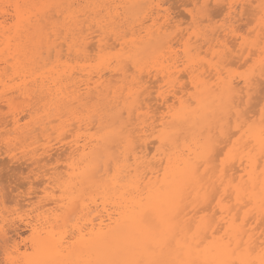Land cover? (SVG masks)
Wrapping results in <instances>:
<instances>
[{"label": "rangeland", "instance_id": "obj_1", "mask_svg": "<svg viewBox=\"0 0 264 264\" xmlns=\"http://www.w3.org/2000/svg\"><path fill=\"white\" fill-rule=\"evenodd\" d=\"M42 1H44V3H42ZM87 1L88 0H37V1H35V0H0V18H1V21H3L4 19L8 20V24H4V26H7L8 28L11 27V25L13 24V20L10 19L11 18L10 14L12 13L13 9H18V6L21 7V9H28V10H30V12H33L31 9H60L64 6V9H70V8L71 9H80V10L83 9L80 13H78L79 15H77L79 17L82 13V15L78 18V20H79V22L80 21L83 22V25L81 24V26H82L81 28L85 29L83 31L84 36L85 35L87 36V34L88 35L91 34V35L87 36L88 39L91 37L88 40L89 46H88V52H87L88 57L87 58H89V59L78 58V57H76V55L74 53L67 56V52H65L66 47H63L62 48V53H63L62 57H60L59 59H56L54 56V55H56V53L52 52V54L50 55V60L46 61V63L44 65H42V68H41V66L32 67V66L28 65L25 69L22 70L21 68L16 69L12 66L5 65L4 62H2V63L0 62V66H1L0 69H2V70H0V75H1L0 76V261L5 262V264L9 259L14 261L15 264H27V262L30 260V258H32L34 256L32 241L36 235H35V232L33 230L32 225H37V228L39 230L43 227L47 228L49 226L47 224V222L49 220L51 223L55 224L54 230H55V233L58 234L57 237L62 234V236L64 237V240L66 242H68V244L70 243L69 245H71L72 243H74L76 241V238L73 237V236H75L74 226L78 223V219L82 215V213H80V211H81V200L87 199L88 200L87 203H89L90 202L89 197L97 196L92 191H89L87 189V186L81 185V183L79 182V180H80L79 177L81 176L80 174L82 172V168L84 167L83 158H82L83 157L82 156V154H83L82 145L85 143L86 140H89V139H91L94 142V144L97 143L96 140H98V139L100 140L98 143V149L100 152H99V154H96V159L100 160V164H101L100 168L105 169L104 168V162H106V160H107L106 155H108V154L110 155L111 159L108 162V164H110V165L107 166V168L110 171L109 172L110 178H113L117 174V172H116L117 168L121 167L124 163H127L126 161H128V158L130 159V161H128L127 164L128 165L133 164V158L131 157L132 155H131V153H129V152H131L130 151L131 148H130L129 144L125 141L124 137L128 135L130 126L131 127L134 126L135 129L137 130L136 127L138 124V129L140 128L139 122H140L141 118L146 119V117H144L143 114H148V116L150 115L149 117L147 116L148 118H150V120H148V118L146 119V120H148L147 123H150V122L152 123L154 119H155L154 121L158 120L157 123L156 122L154 123L155 126H156V124H157V126L160 124L162 118H164V115L167 116L168 110L163 107L162 101L158 100L159 92L168 88V86H166L165 82L162 80L160 71H162V70L168 71V69L173 65L172 59L173 58L175 59V57H176V56L174 57L173 53L174 54H175V52L178 53V54L177 53L175 54V55H177L176 59L178 60L181 57V60H178V63L183 64L182 66L180 64H177V65H179V68H180V69L178 68V70H181L180 75L182 77L180 79L181 81L179 83H177L178 85L175 86V89L179 90L181 87H183L185 89V87H186L185 90H186L187 94L185 95L186 97L185 96L183 97V99L188 101L187 103L189 105H191V103L193 101V103H194V104L192 103L193 108L196 106V103H195L196 100L195 99L197 98L198 94L195 93V90L192 87L190 79L186 76V71H185L186 65H189V66L194 65L195 67L197 65L196 68H199L201 66V68H199V69H200V72L203 74V78L206 81H208V83L211 86H214V87H215V83H217L218 80H217V77H214V75L211 76L213 73H215V71L211 70L210 65H214L216 67L218 66L217 67L218 69L221 68L219 70L222 73V78L224 77L225 80H229V79L233 78L234 84L239 85L236 87H239L237 89L242 92L241 96H243V95L246 96L244 79H251V81L254 82V83L252 82L253 85L251 87L252 90L250 92V97L248 98L247 96L246 97L243 96V99L241 100V106L239 107L240 115H242V117H243L242 119L243 120L246 119L244 122L246 125L241 123L242 129L235 128L236 125L240 121L237 120L238 117L236 116L235 112H233L232 113V116L234 114V117H232L233 119L231 117H229L227 119L229 124H225V120H223V117L220 116V118H219V116H218L217 118L212 119L210 127L207 129L205 128V130H204L205 131L204 136H209V137L213 136L212 139L215 141L217 140L215 145H217L216 148L219 150V152L217 153V154H219L218 157H217V154H215L216 151H213V154H214V156L212 155L213 160L211 158L212 163L214 162V160H216V159H214L215 157L218 159L216 161L218 166L214 168L213 166L217 165V164L215 162H214L215 164L210 163L211 165H209L210 167L208 166L209 168L207 169L209 171L208 174L206 173L207 170L205 171V173L208 175L206 179H208L211 175H213V173H215L214 176L215 175H217V176H215L213 178V181H216V180H218L217 177L221 175V171H225L228 168H230V169H228L229 171L226 172L227 175L228 174L230 175L232 173V172H230L232 169H237L238 164H236V161H235V164L233 162L229 163L230 160L234 161V158H236L235 157L236 154H235L234 142L236 140H239V138H242L241 136H242L243 132H245L247 129L253 128V127L259 125L260 123H262V121L264 122V118H263L264 117V97H263V95H264V88H263L264 87V84H263L264 83V73L262 72V70H264V69H262V68H264V60H262V57L260 55L261 54L260 51H262V48L264 47V39H263V37H264V18H261V17H264V9L257 8L259 6L264 8V0H257V1L256 0L255 1L254 0L253 1L248 0L249 2L251 1L250 4L248 3L249 5H247V2H246L247 0H226L227 3L223 1L225 3L224 4L222 2L223 5L220 4L221 2L218 3L222 7L221 6L217 7L218 5L215 6V4H217V3L214 2V0H209L210 3L207 2V4H208L207 6H206V4L203 3V0H197L196 2H193V3H192V0H191V2H190V0H146V1L137 0V1H139L138 4H137L136 0H133L134 4L132 6L130 4H129L130 5L129 6L126 2H124V0H118V1H116V0H103V1L97 0L98 2L96 0H89L88 2ZM119 1H122V2H119ZM125 1H127V0H125ZM140 1H141V3H140ZM109 2H111V3L108 4ZM159 2H161V3H159ZM252 3H254L253 4L254 6L252 5ZM24 4L26 5V7ZM69 4H70V6H69ZM103 4H104V7H103ZM134 6H136V7L132 8ZM223 6H225V7H223ZM230 6L234 7V9H233L234 14H233V10H232V14H231V10L228 9ZM119 7H120V9H119ZM252 7H255L259 11L261 10L260 11L261 13L259 11H255L256 12L255 18H254V10L255 9L251 10ZM110 8H111V10H109ZM115 8L119 10L117 13H116ZM242 8L248 9L249 11L251 10L250 12L248 10H245L246 11V13H245L246 18H244L243 13L245 11ZM89 9H90V11H88ZM147 9H149V11ZM223 9L224 10L226 9V10L224 11ZM105 10L108 11L107 14H106L107 11H105ZM114 10L116 13L115 15L113 14L114 12L112 13V11H114ZM159 10H160L161 14L163 13L162 15H165V13H166L170 17L169 18L170 22H167V26L165 25V27H170L169 30L167 31L168 28H165L162 30V32L160 34H159V31H157V28L160 26V24L162 22L164 23V19L158 18L160 20L158 22L159 24L156 26H153V21H152L153 17L150 18V15H149L150 12L156 14L157 11H159ZM86 11H87V13H86ZM109 11L113 15L112 17L115 16L117 18L120 15H123V16H120L121 19H119V17H118L117 22H116L115 21L116 18H112L111 15L109 14L110 13ZM141 11L142 12L145 11V12L142 13ZM167 11H168V13H167ZM209 11H210V13H208ZM83 12H85L86 14L83 15ZM138 12H140L141 14ZM148 12H149V14H148ZM248 12L249 13L253 12V13L251 15V14H248ZM103 13H105V14H103ZM28 14L31 15V13H28ZM134 14H135V16H134ZM155 14H153V16L156 17L157 15H155ZM230 14H231V16H229ZM257 14H259V15H257ZM146 15H148V16H146ZM207 15L208 16L210 15V16L208 17ZM256 15H257V17H256ZM3 16H5V17H3ZM27 16L29 17V15H27ZM32 16H33V14H32ZM86 16L88 19L85 18ZM195 16H197V17H195ZM239 16H240V18H239ZM249 16H252V17L249 18ZM204 17H206V18H204ZM55 18L56 19H54V18L53 19L55 20L54 22H56L57 27H58V24L60 25L61 23H63V21H62L63 16L60 17L61 21L59 20L58 15H56ZM247 18H248V20H247ZM83 19H84V21H83ZM253 19L255 21H253ZM100 20L102 22H103V20L104 21L108 20V21H111L113 24L108 23V21H106L105 22L107 24V25L105 24L107 26L106 27V26H104V24L101 23ZM120 20H122L123 23ZM143 20H145V21H143ZM73 21H71V22H73ZM97 21L100 22L101 25L104 27V30H100V33H99V31H96L97 29L99 30V27L98 28L96 27V29H94L95 31H93L94 26H97V24H98ZM118 21H119V24H118ZM251 21H252V23H251ZM142 22H144V27H148V28L152 27L151 28L152 31L155 32L154 33L155 35L153 34L154 35L153 41L145 42L144 44L140 42V37L138 35L140 33L141 34L144 33V32H141V28L143 26H141L140 24ZM145 22H146V24H145ZM65 23H68V24H65ZM84 23H85V25H84ZM127 23L129 25V28H128ZM163 23L161 24V26L163 25ZM200 23H202V24H200ZM247 23H249L250 25H248ZM64 24L68 25V26H64ZM64 24H62L63 25L62 28L59 27V29H62V30H59V32L60 31L64 32L65 27L67 28V27L71 26L72 23H69V21H66V22H64ZM123 24H125V25H123ZM108 25H109V27H108ZM110 25H112V26L116 25V27H114V26L110 27ZM226 25H228V26H226ZM229 25H233L231 27L236 29L234 34H232V33L228 34V35L226 34L228 32H225V28H227V27L230 28ZM125 26L127 29L123 28ZM135 26H137V27L135 28ZM202 26H203V28H202ZM87 28L91 29V30H88ZM255 28H256V30H255ZM47 29H49V27L46 28V31L52 32L50 29L49 30H47ZM109 29H111V30H109ZM189 29H190V31H189ZM253 29L255 32L252 36H254V37L251 36V34L253 33V31H251V30H253ZM260 29H261V31H260ZM165 30L167 32H165ZM1 31H3V30L0 28V32ZM124 31L125 32L127 31L128 34L124 33ZM182 31H183V33H182ZM215 31H218L216 35L214 34L215 38L219 37V40L222 39L221 44H218L219 47L213 46L216 44L213 41L215 38L212 39V36L210 37V35L212 33H215ZM226 31H228V30H226ZM120 32H122L123 34ZM205 32H207L208 34ZM260 32H262V33H260ZM101 33H104V34H101ZM133 33H137V34H133ZM61 34L63 35L62 40H61V38H59V41L57 40V44H59V42L60 43L63 42V40H64L63 38L65 37V32L61 33ZM181 34L186 35L185 39L182 42H178L179 41L178 37H180ZM247 34H248V36H247ZM111 35H112V37L110 38ZM136 35H138V37H136ZM144 35H145V33L141 36H144ZM249 35L252 38H250ZM125 36H128V37H126L127 40L125 39ZM175 36L177 37L176 40L174 39ZM206 36L207 37L209 36L210 39H212V41L215 44H213L212 41H211L212 44H210V41L207 40L209 37L207 38ZM257 36L260 37V40H259V37H257ZM121 37L124 38V40L126 41V46H123L120 44L121 42H123V39H121L120 41H117V42L115 41L116 38L120 39ZM163 37H165V38H163ZM103 38L106 39V40H104V43H106L108 46H106L107 48L105 49V51L100 52L97 48V45H98L99 40H101ZM172 38L175 41H173ZM198 38H200V39H198ZM223 38L225 40H223ZM52 39L55 40V38H52ZM170 39L172 40V41H170V45L173 43V45H172L173 53H171V54L168 53V51H169L167 49L168 45H163L166 49L163 47H161V48H163L162 50L158 49L159 46H162L163 43H166ZM188 39L191 40L190 43H187ZM261 39H263L262 40L263 42H261ZM184 41H187V42H184ZM259 41L261 42V44L259 43ZM174 42L175 43L177 42V43L175 44ZM257 42H258V44H256ZM92 43L94 45H92ZM186 43H187V46H185ZM254 45L255 46L258 45V47H257L258 49H256ZM173 46H175V47H173ZM221 46H223V47H221ZM155 47H158V48H155ZM186 47L189 49H192L190 55H191V59H193L194 62H192L190 64L184 55ZM244 47H246V48H244ZM76 48L79 49V46ZM92 48H93V50H90ZM210 48H212V50H209ZM226 48H227V51H226ZM94 49H95V51H94ZM230 49L233 51L232 56L230 55L231 54ZM239 49H240V51H239ZM154 50H155V52H156V50H158L161 52V55H163V54H165V55L159 57V55L155 54ZM252 50H258V51L256 53L255 51L253 52ZM162 51H165L166 53L162 52ZM198 51L201 52V55L197 54ZM207 51L210 53H208ZM250 51H252L254 54L252 52H251V54H249ZM242 52H243V54H242ZM65 53H66V55H64ZM225 53L227 55L229 54L228 57L225 56L226 55ZM255 53H256V55H255ZM93 54H95V55H93ZM171 55H173V57L171 59L168 58V56L171 57ZM178 55H181V56H178ZM182 55H183V57H182ZM46 56H47V54H44V57H46ZM233 56H234V58L237 57V59H234ZM248 56H250V57L248 58ZM91 57H93V58H91ZM158 57H159V59H158ZM214 57H215V59H214ZM182 58H184V59L182 60ZM223 58L225 59V62L227 61V64L224 62ZM67 59H68V61H67ZM168 59L170 61H168V62L165 61ZM230 59H233V60H230ZM219 60L223 64H221L219 62ZM222 60H223V62H222ZM245 60L247 61V65H245L246 64ZM248 60H252V61H248ZM113 61H115V62H113ZM133 62L138 63L139 68H136ZM158 62H160V63H158ZM169 62H171V63H169ZM250 62H253V63L249 64ZM128 64H130V65H128ZM204 64H205V66H207L208 70L204 68L205 67ZM126 65L128 67H130L131 69L130 68L127 69ZM149 65H150V67H149ZM153 65H155V66H153ZM166 65H168L169 67L168 66L166 67ZM6 66H7V68H6ZM8 67H9V69H8ZM172 68H171V70H173ZM81 69L85 70L84 73L86 75H88V73H89V75H92L94 78V81L98 80V78H96V77H97V75H99L101 73H103L102 74L103 78H105V80L102 78L100 81V83L103 82L102 86L100 87V89L103 91V94L100 91L99 92L100 94L95 93L91 96L92 98L90 97L93 100L88 98L82 102V105H79L77 102H74L75 104L74 103L70 104V106L68 108V109H73V112L77 111L76 114L77 115L79 114L81 118H84L83 119L84 122L82 123V125H84L82 127L84 130L80 129V125H79L78 121L73 119L74 116L68 113V109H67V111L64 112L63 108L65 106L61 105V104H63V102H59V104H58L57 100L55 99V97L57 96V93H56V96H50V94H48V93H45V92L42 93L39 86L37 87V85H40L42 77H46L45 83L46 82L50 83L49 84L50 86H54V84L52 83L53 80H56V82H58L60 80V81H62L61 87L63 88V90L60 87V83L58 84V87L61 88V91L63 92L62 93L63 97L61 98V95L58 94L59 97H57V99H60V98H61L60 100L66 99V97H68L69 94L75 88V86L73 87V85L75 83H77V86L79 85V81L81 80V76H80ZM143 69L145 70V72ZM60 70L62 72H60ZM70 70L72 73L71 74L72 79L70 78L71 75L69 77H67L69 75ZM129 70L132 72V74H131V72H129ZM154 70H155V72H154ZM221 70H223V71H221ZM204 72H205V74H204ZM67 73H68V75H67ZM141 73L144 75H142ZM210 73H212V74L210 75ZM261 73L263 74V77H260L262 75ZM158 74H159V76H158ZM81 75H83V74H81ZM110 75H115V77L114 76L112 77ZM140 75H141V77H140ZM156 76H158V78H155ZM233 76H235V77H233ZM15 77H16V79H15ZM65 77L69 78L70 80L65 78ZM128 77H129V79H128ZM82 78H83V76H82ZM159 78H160V81L158 80ZM256 78H257V80H256ZM146 79H147V81L150 80L151 82L148 81V82L144 83ZM35 80H37V81H35ZM140 80H141V83L145 84V85L141 89V91L138 95L133 94L132 91H135V89H136L133 87H134L135 83L140 82ZM157 81H159V82L157 83ZM35 83H36V86H35ZM148 83L149 84L151 83L150 84L151 89H149V90H148V88H149ZM181 84H183V85L181 86ZM119 85H121V86H119ZM145 87H146L147 92L144 93L143 91L145 90L144 89ZM253 87H254V89H253ZM125 88H126V90H125ZM66 89H68V90H66ZM258 90L262 91V92H259ZM69 91H71V92H69ZM109 91L111 93H109ZM130 91L132 92V94H130ZM150 91L152 94L149 93ZM256 91H257L256 94H258V92H259L258 96L260 98L258 97V99H257V95L255 94ZM146 93H147L148 97L145 95ZM65 94H67V95H65ZM143 94L145 95L144 99L142 97ZM138 97L141 99V101L146 100L148 104L144 101L141 102ZM169 97L171 98V95H169ZM146 98H148V100ZM54 99H55L56 103L52 107L53 110L50 111V113L52 115L49 119H47L46 110H45L46 104L49 103L51 100L54 101ZM136 99H138V100H136ZM189 99H191V100H189ZM252 100H254V101L252 102ZM258 100H260V101L262 100V102H260ZM119 101H120V103H119ZM137 102H139V103H137ZM242 102H243V105H242ZM258 102H260V103H258ZM149 103H150V105H149ZM170 104H172V102ZM252 104L254 105V107L252 106ZM66 105H69V104H66ZM132 105H135L134 107H136L137 105H138L137 107H140V106L143 107L144 106L145 109L144 110L142 109V111L139 113L136 111V109L135 110L133 109ZM250 105L252 106V108L249 107ZM1 106H3V107H1ZM148 106L149 107L151 106V108H149ZM172 107H173L174 112L179 111L181 108L180 104L178 102H176V104L174 103V105ZM248 107L250 109H248ZM255 107H258V108L256 109ZM1 108H4V110ZM58 108H60L59 110L61 111L62 114L58 113L59 112L57 110ZM130 109H133L134 113L133 112L130 113V111H132ZM246 109L249 111H247ZM252 111L257 114L256 117H254L255 113L253 114ZM246 112H248L250 114H248ZM131 115L134 117H132ZM244 115L249 116L250 118L245 117ZM114 116H115V118H114ZM138 117H140V118L138 119ZM151 117H152V119H151ZM13 119L19 120V125H20L19 130L15 129V127L13 125ZM55 119H56V122H55ZM92 119L96 120V122L93 120V123H92ZM129 119H132V120H129ZM254 119H256L259 122H257ZM49 120L50 121L52 120L51 124H48ZM85 120H87V121H85ZM134 120H135V122H134ZM4 123H5V125H4ZM128 123H130V124L128 125ZM132 123L134 125H131ZM1 124H3V125H1ZM230 124H231V126H230ZM87 125H89V126H87ZM217 125H218V127H217ZM243 125H245V126H243ZM124 127H126V128H124ZM211 128H213V129L211 130ZM35 129H38V130H35ZM122 129H123V131H122ZM127 129H128V131H127ZM130 129H131V131H134L133 128H130ZM157 129L160 130L161 127H158ZM233 130L235 131L236 135L230 134V133H232ZM51 133L52 134L54 133V134L52 135ZM225 133H228V135L226 137H225V135L223 136V134H225ZM135 136H137L136 133H135ZM183 136H186V134H183ZM231 136H233V137L231 138L230 143H229L227 138L230 139ZM64 137H65V139H64ZM223 138H224V140L226 138V140L225 141L222 140ZM103 139H104V141H103ZM219 139H220L219 142H222V144L218 142ZM154 140L157 144L154 143ZM76 141H79V143L77 144ZM152 141H153V144H155V145L152 144ZM227 141L229 144L227 143ZM147 142H148V144L146 143L147 146H150V147H148V151L150 150L148 152V154L150 156L149 155L148 156L151 159L155 154L156 155L158 154L159 143L157 141L156 136L150 137L149 140H147ZM139 144H142V142H138V140H136L135 145L137 146ZM150 144H152V145H150ZM227 144H228V146H227ZM224 146H225V149H223L224 150V152H223L220 149H221V147H224ZM111 147H113V148H111ZM217 149H214V150H217ZM116 150H117V152H116ZM137 150L140 151L141 149L137 147ZM89 152H90L89 150H86L84 152V154L90 155ZM150 152H152V153L150 154ZM128 156H130V157H128ZM258 158H260V156ZM259 162H261L262 164H260ZM233 164L235 165L236 168H234V166H231ZM224 167H226V168L228 167V168L226 169ZM258 167L260 168L258 170L259 172L264 170V158L263 157H261V159L258 160ZM210 172H212V174ZM131 174L133 175L134 172H132ZM224 174H225V172H224ZM227 175H226V178L224 181L225 185L227 184V180L229 179V177L227 178ZM215 183L217 184V185L215 184L216 187L214 186V190L211 193H209V195H208L209 197L204 204L200 203L199 202L200 200H198L197 202H195L193 204V207L188 208V210L190 212L192 210V213H190L191 217L196 215L195 216L196 218H200V217H204L207 215L206 216L207 218L213 219L218 223V221L222 218L221 210L218 206V201L220 199H222L224 201L223 204L228 206V207L235 205L234 199H232L233 198L232 194H229L230 191L227 193L229 194V196L231 198L228 196L227 193L225 194L226 196L223 195L222 192H220L218 194V191H221V189H219L220 188L219 185L221 183L217 182V181ZM235 184H238V182L236 181ZM213 193L216 194V196L218 194V196L216 197ZM212 195H213L212 198L214 199V200L212 199L213 201L211 200ZM220 196H222V197H220ZM224 196H225V198L227 197L226 199L228 200V202H226V200H224L225 199ZM228 197H229V199H228ZM230 199H232L233 201H231ZM229 200H230L231 204L229 203ZM210 201H212V203ZM189 202H192V198H190ZM209 204H211V205H209ZM246 204H248V205L244 208L245 210L242 209L240 211L239 207L235 208L236 210L239 209V211L241 212V216L239 215L240 212L238 214L239 216L236 215L239 218V220L237 218V220H238L237 222L239 224L240 223L246 224L245 222H248V220H249V222L245 225L246 229H254V226L255 227L257 226V228L259 227V229H255L253 231V233L258 231V233H256V235L262 234L261 235L262 237L255 238V239H258L259 240L258 242L263 243L264 242V230H261V229L263 228L264 224L261 225V223L264 221V215H263V217H261L262 215H258L259 213L255 210L254 207H252L253 205L250 204L248 201L244 204V206ZM77 205H79V207ZM203 205L205 206V208L203 207ZM214 205H216V206H214ZM209 206H210V208H209ZM75 207H77V209ZM215 207H216V209H218V211L220 213L215 209ZM193 208H194V210H193ZM206 208H209V210H207ZM199 209H200L201 213L199 212ZM203 209H206L207 211L206 210L203 211ZM233 209H234V207H233ZM72 210L73 211L76 210V212L75 213L73 212L74 216H72V218H70L69 215H73ZM214 210L217 211V214H216V211L213 212ZM193 211H195V212H193ZM250 211L252 213H255V214H253L255 217H252V219H251L252 214ZM236 212H238V211H234L233 213H236ZM214 213L216 215H214ZM249 213H250V217H247V216H249ZM192 214H195V215H192ZM262 218H263V221L260 222L259 220H261ZM56 219L58 220L57 223H55ZM243 219H245V220H243ZM258 223H260L259 225L262 227H260L258 225ZM221 224L222 223H220V225L218 226L220 229V233L217 234L218 236H222L224 234V229H222ZM261 231H262V233H260ZM256 235H255V237H257ZM69 264H71V263H69Z\"/></svg>", "mask_w": 264, "mask_h": 264}, {"label": "bare ground", "instance_id": "obj_2", "mask_svg": "<svg viewBox=\"0 0 264 264\" xmlns=\"http://www.w3.org/2000/svg\"><path fill=\"white\" fill-rule=\"evenodd\" d=\"M35 1H37V0H35ZM116 1H118V0H116ZM141 1H146V0H141ZM141 1H140V3H141ZM196 1L197 0H192V3L196 2ZM223 1L226 2V0H214V2L217 3V4H215V6L218 5L217 7H220L224 3ZM119 2H122V1H119ZM124 2H126L128 5L130 4L131 6L134 4L133 0H127V1L124 0ZM138 2L139 1H137V4H138ZM190 2H191V0H190ZM207 2L210 3L209 0H203V3L206 4V6L208 5ZM246 2H247V5H249L251 3V1L249 2L248 0ZM42 3H44V1H42ZM110 3L111 2H109L108 4H110ZM159 3H161V2H159ZM218 3H220L221 5H219ZM70 4H69V6H70ZM253 4L254 3H252V5ZM25 7H26V5H25ZM103 7H104V4H103ZM135 7L136 6H134L132 8H135ZM223 7H225V6H223ZM62 8H60V9H31L33 12H30V10H28V9H21V7H18V9H13L12 13L10 14V16H11L10 19L13 20V24L9 28L7 26H4V24H8V20L4 19L3 21H1V18H0V28L3 30L0 32V62L1 63L4 62L5 65L12 66L16 69L21 68L22 70L25 69L28 65L32 66V67L41 66V68H42V65H44L46 63V61L50 60V55L52 54V52L56 53V55H54L56 59H59L60 57H62V54H63L62 48L63 47H66L65 52H67V56L74 53L76 55V57H78V58H82V59L87 58L88 57L87 52H88V46H89L88 40L91 38L90 37L88 39L87 36H89L91 34H89V35L87 34V36L86 35L84 36L83 31L85 29L81 28L82 27L81 24L83 25V22H81V21L79 22V20H78V18L82 15V13L79 17L77 16V15H79L78 13H80L83 9L82 10L71 9L70 7H69L70 9H64V6ZM257 8L264 9L261 6H259ZM119 9H120V7H119ZM228 9L231 10V14H232V10L234 9V7L230 6ZM242 9L244 11L248 10V9H244V8H242ZM252 9H255L254 10V18H255V14H256L255 11H259V10H257L255 7H252L251 10ZM109 10H111V8ZM115 10H116V13L119 11L116 8H115ZM115 10L112 11V13L114 12L113 13L114 15L116 14ZM147 10L149 11V9H147ZM88 11H90V9ZM105 11H107V10H105ZM144 12H142V13H144ZM249 12H248V14L252 15L253 12L252 13H249ZM28 13H31V15ZM86 13H87V11H86ZM86 13L83 12V15H85ZM107 13H108V11L106 12V14ZM138 13H140V12H138ZM167 13H168V11H167ZM208 13H210V11ZM245 13H246V11L243 13L244 18H246ZM32 14H33V16H32ZM103 14H105V13H103ZM109 14L111 15V17L113 16L111 14V12ZM148 14H149V12H148ZM153 14H155V13L150 12V14H149L150 18L153 17L152 18L153 26H156L159 24L158 22L160 21L159 20L160 18L164 19V23L162 22L163 25L161 26V24H162L161 23L160 26L157 28V31H159V34L165 28H168L167 29V31H168L170 27H165V25L167 26V22H170V20H169L170 17L166 13H165V15H162L163 13L161 14L160 10L157 11V13L155 14V15H157L156 17L153 16ZM231 14L229 16H231ZM233 14H234V10H233ZM27 15H29V17ZM56 15H58V18L60 21H61V19H60L61 16H63V18H64V19L62 18L63 23H61L60 25L58 24V27H57L56 22H54L55 21L54 19H56L55 18ZM257 15H259V14H257ZM257 15H256V17H257ZM120 16H123V15H120ZM120 16H118L119 19H121ZM134 16H135V14H134ZM146 16H148V15H146ZM3 17H5V16H3ZM195 17H197V16H195ZM251 17L252 16H249V18H251ZM85 18H87V16ZM112 18H116V17L114 16ZM117 18L115 20L116 22H117ZM204 18H206V17H204ZM239 18H240V16H239ZM261 18H264V17H261ZM108 20H105V21L103 20L104 23L101 20L100 21L102 24H104V26H106L107 24L105 22ZM247 20H248V18H247ZM66 21H69V23H72V24H71V26H69L67 28L65 27V30L63 29L65 32V37L63 38L64 40H63V42H61V43L59 42V44H57V40L59 41V38H61V40H62L63 35L61 33H64L63 31L59 32V30H62V29H59V27L62 28L63 27L62 24H64V22H66ZM71 21H73V22H71ZM83 21H84V19H83ZM120 21L122 22V20H120ZM143 21H145V20H143ZM253 21H255V20L253 19ZM101 23L98 22L97 26H94L93 31H95L94 29H96V27L97 28L99 27V30L98 29L96 30V31H99V33H100V30H104V27L101 25ZM108 23H112V22L108 21ZM251 23H252V21H251ZM65 24H68V23H65ZM65 24H64V26H68ZM118 24H119V21H118ZM145 24H146V22H145ZM200 24H202V23H200ZM247 24L250 25L249 23H247ZM84 25H85V23H84ZM123 25H125V24H123ZM127 25H128V23H127ZM140 25L143 26L141 28V32L145 33L144 36H141L144 33L138 34L140 37V42L144 44L145 42L153 41V36L155 35L154 34L155 32L152 31V29H151L152 27L151 28L144 27V22H142ZM111 26L112 25H110V27ZM113 26L116 27V25H113ZM137 26H135V28ZM226 26H228V25H226ZM229 26H230V28L229 27H227L228 29L225 28V32H228L226 34L227 35L231 34V33L234 34L236 29L231 27L233 25H229ZM48 27L52 32L46 31V28H48ZM108 27H109V25H108ZM123 28L127 29L126 26ZM128 28H129V25H128ZM202 28H203V26H202ZM49 29H47V30H49ZM88 30H91V29H88ZM109 30H111V29H109ZM226 30H228V31H226ZM255 30H256V28H255ZM167 31L165 30V32H167ZM189 31H190V29H189ZM251 31H253V33L251 32L252 34L250 33L252 36L255 31H254V29ZM260 31H261V29H260ZM122 32H120V33H122ZM217 32L218 31H215V33H212L213 35L211 34L210 37L212 36V39H214ZM262 32H260V33H262ZM104 33H101V34H104ZM124 33H127V31L126 32L124 31ZM182 33H183V31H182ZM205 33H207V32H205ZM133 34H137V33H133ZM138 35H136V37H138ZM185 36L186 35L181 34L180 37H178L179 38L178 42H182L185 39ZM247 36H248V34H247ZM111 37H112V35L110 36V38ZM122 37L120 39L116 38L115 41L117 42V41H120L121 39H123V42H121L120 44L123 46H126V41ZM126 37H128V36H125V39H126ZM210 37L208 39L207 38L206 39L210 41V44H212L211 43L212 39H210ZM249 37H250V35H249ZM252 37H254V36H252ZM252 37H250V38H252ZM257 37H259V36H257ZM52 38H55V40H53ZM163 38H165V37H163ZM174 39L176 40L177 37L175 36ZM174 39H173V41H175ZM198 39H200V38H198ZM263 39H264V37H263ZM263 39H261V42H263L262 41ZM104 40H106V39L103 38V39L99 40V42H98L97 48L100 52L105 51V49L107 48L106 46H108L106 43H104ZM221 40H219V37L215 38L213 41L216 44L212 41L213 44H215L213 46L216 47V46H218V44H221ZM223 40H225V39L223 38ZM259 40H260V37H259ZM170 41H172V40L170 39L166 43H163L162 46H159V48L158 47H155V48L162 50L163 48H165L163 45H168L167 49L169 51L168 50L167 51H168V53L171 54V53H173V51H172L173 43L171 42L172 44L170 45ZM187 41H184V42L190 43L191 40L188 39ZM261 42L259 41L260 44H261ZM187 43L185 44V46H187ZM256 44H258V42ZM92 45H94V44L92 43ZM78 46H79V49L76 48ZM175 46H173V47H175ZM161 47H163V48H161ZM221 47H223V46H221ZM257 47H258V45L255 46L256 49H258ZM93 48L90 50H93ZM212 48H210L209 50H212ZM244 48H246V47H244ZM94 51H95V49H94ZM191 51H192V49H189L186 47L185 54H184L187 61L189 62V64L194 62L193 59H191V55H190ZM226 51H227V48H226ZM231 51L232 50L230 49V53H231L230 55L232 56L233 51L232 52ZM239 51H240V49H239ZM252 51L253 52L255 51L257 53L258 50H252ZM252 51H250L249 54H251ZM154 52H155V50H154ZM162 52H165V51H162ZM176 53L177 52H175V54ZM208 53H210V52H208ZM256 53H255V55H256ZM44 54H47V56L44 57ZM155 54L159 55V57L165 55V54L161 55V52L158 50H156ZM175 54L173 53L174 57L176 56L175 59L174 58L172 59L173 65L168 69V71H166V70L160 71L162 80L165 82V85L168 86V88L159 92V98L161 100L159 98H158V100L162 101L163 107L168 110L167 116L164 115V118H162V120L160 119L161 120L160 124L158 126L156 124V126H155L154 123L155 122L157 123L158 120L154 121L155 120L154 119L152 123L151 122L147 123L148 120H150V118H148L150 115L148 116V114H143V116L146 117V119L148 118V120H146L144 117H143L144 119L141 118V120L139 122V127H140L139 129H138V124L136 127L137 130L135 129L134 126L133 127L130 126V128H133L134 131H131V129L129 128L128 135L125 136L124 139L129 144V146L131 148L130 149L131 152H129V153H131V155H132V156L131 155L130 156L133 158V164L132 165L127 164L128 161H130V159L128 158V161H126L127 163H124L121 167L116 169L117 174L113 178L109 177L110 171L107 168V166L110 165V164H108L109 160L111 159L110 155L109 154L106 155L107 160H106V162H104V168L105 169L100 168V165H101L100 160L96 159V154H99V152H100L98 149V143L100 140L99 139L96 140L97 141L96 144H94V142L91 139L85 141V143L82 145V151H83V154H82L83 157L82 158H83L84 167L82 168V172L80 174L81 176L79 177V179H80L79 182L81 183V185L87 186V189L89 191H92L97 196L89 197V200H90L89 203H87V201H88L87 199L81 200V211H80V213H82V215L78 219V223L74 226L75 236H73V237L76 238V241L74 243H72L71 245H69L70 243L68 244V242H66L64 240V237L62 236V234L57 237L58 234L55 233V230H54L55 224L51 223L49 220L47 222V224L49 225L47 228L43 227L39 230L37 228V225H32L33 230H34L35 235H36L32 241L34 256L32 258H30V260L27 262V264H33V262H35V261H42V262H45V264H69V263H71V264H85V262H87V261H94L96 259L105 258L106 256L113 254L114 250L117 248L119 249V258L127 259V260H134V261H142V262H145V264H264V246H263L264 242L263 243L258 242L259 240L255 239V238L262 237L261 236L262 234L256 235V233H258L257 230H256L257 232L253 233V231L255 229H259V227L257 228V226L256 227L254 226V229H246L245 225L249 222V220H248V222H245L246 224H243V223L239 224L237 222L239 220V218L236 216L239 214V212L242 209H244L248 205V204H246L244 206V204L247 201L253 205L252 207H254L255 210L259 213L258 215H262L261 217H263V215H264V170L261 172L258 171L260 169L258 167V160H260L261 157L264 158V146H262V141H264V122L262 121V123H260L259 125L255 126L253 128L247 129L245 132H243V134L241 136L242 138H239V140H236L234 142L235 154H236L235 157L236 158H234V161L230 160L229 163L233 162L235 164V161H236V164H238V168L232 169L230 171L232 173L230 175L229 174L227 175L226 172H228L229 171L228 169H230V168L227 167L228 168L227 169L226 167H224L227 170H225L223 168L225 171H221V175L217 177L218 180H216V181L221 183L219 185L220 186L219 189H221V191H218V194L220 192H222L223 195H225L227 192L230 191L229 194H232V196H233L232 199H234L235 205L234 206L230 205L232 207L231 208V207L224 205L223 204L224 201L222 199H220L218 201V206H219V208L221 210V214H222V218L218 221V223L213 219L207 218L206 217L207 215L204 217L196 218L195 217L196 215L192 214L195 216L191 217L190 213H192V210L190 212L188 210V208L193 207V204L195 202H197L198 200H200L199 201L200 203L204 204L209 197L208 196L209 193H211L214 190V186L216 184L215 183L216 181H213V178L215 176H217V175L214 176L215 173H213V175H211L208 179H206V178H207V176H208L207 174L209 172L207 169L210 167L209 165H211L210 163H212V160H213V158H212V155L214 156L213 151H216L215 154H217L219 152V150L216 148L217 145H215L217 140L216 141L213 140L212 139L213 136L212 137L204 136V134H205L204 130H205V128L206 129L209 128L211 125V120L214 118H217L218 116H219V118H220V116H222L223 120H225V124H229L227 119L229 117H231V118L234 117V114L232 116L233 112H235L236 116L238 117L237 120L240 121L236 125L235 128L242 129L241 123L245 124L244 122L246 119L245 120L242 119L243 117H242V115H240L239 107L241 106V100L243 99L244 95L241 96L242 92L237 89L239 87H236L239 85L234 84L233 78H231L229 80H225L224 77H223L224 79L222 78V73L219 70L221 68L218 69L217 68L218 66L216 67L214 65H210L211 70L215 71V73H213V74L210 73V75L211 74H212L211 76L214 75V77H217V80H218V82L215 83V87H214V86H211L208 83V81H206L203 78V74L200 72V69H199V68H201V66L199 68H196L197 65H196V67L194 65L193 66L186 65L185 66L186 76L190 79V82L192 84L193 89L195 90V93L198 94L197 98L195 99L196 100L195 101L196 106L193 108L192 107L193 101H192L191 105H189L187 103L188 101L183 99V97L187 94V92L185 90L186 87H185V89L183 87H181L179 90L175 89V86L178 85L177 83H179L181 81L180 79L182 77L180 75L181 70H178L179 65H177V64H180V63H178V60H181V57H180V59L177 60L176 59L177 55H175ZM197 54L201 55V52L198 51ZM242 54H243V52H242ZM64 55H66V53ZM93 55H95V54H93ZM173 55H171V57L168 56V58L171 59L173 57ZM228 55L226 54L225 56L228 57ZM178 56H181V55H178ZM159 57H158V59H159ZM182 57H183V55H182ZM249 57L250 56H248V58ZM91 58H93V57H91ZM233 58H234V56H233ZM87 59H89V58H87ZM183 59L184 58H182V60ZM214 59H215V57H214ZM225 59H224V62H225ZM234 59H237V57H235ZM230 60H233V59H230ZM67 61H68V59H67ZM165 61L168 62L170 60L168 59ZM248 61H252V60H248ZM113 62H115V61H113ZM219 62H220V60H219ZM222 62H223V60H222ZM133 63H134L136 68H139L138 63H136V62H133ZM158 63H160V62H158ZM169 63H171V62H169ZM225 63L227 64V61ZM245 63H246L245 65H247L246 60H245ZM251 63H253V62H250L249 64H251ZM221 64H223V63H221ZM128 65H130V64H128ZM168 65H166V67ZM180 65L182 66L183 64H180ZM7 66H6V68H7ZM153 66H155V65H153ZM204 66H205V64H204ZM126 67H127V69L130 68L127 65H126ZM149 67H150V65H149ZM171 68L173 70H171ZM204 68L207 69V66H205ZM8 69H9V67H8ZM262 69H264V68H262ZM0 70H2V69H0ZM221 71H223V70H221ZM60 72H62V71L60 70ZM84 72H85V70L81 69V74H83V75L80 74L81 80L79 81V85L77 86V83H75L73 85V87L75 86V88L73 89L72 92L69 91L71 93L70 94L68 93L69 96L66 97V99L60 100L63 97L62 96L63 92L61 91V88H62L61 82L62 81H60V80L58 82H56V80H53L52 83L54 84V86H50L49 85L50 83H47V82L45 83L46 77H42L41 83H40V85H37V87L39 86L42 93H44V92L48 93V94H50V96H56V93H57V96L55 97V99L57 100L58 104H59V102H63V104H61V105L65 106L63 108L64 112H65L69 108L70 104H73L74 102H77L79 105H82V102L84 100L90 98L93 94H95V93L100 94L99 93L100 91L103 94V91L100 89V87L103 84V82L100 83L101 79L103 78V75H102L103 73L97 75V77L95 76L96 78H98V80L94 81V78L92 75H89L88 72H87L88 75H86ZM129 72H131V71L129 70ZM144 72H145V70H144ZM154 72H155V70H154ZM262 72L264 73V70H262ZM71 74L72 73L70 70L69 75L67 73V75H68L67 77H69ZM131 74H132V72H131ZM204 74H205V72H204ZM142 75H144V74H142ZM82 76H83V78H82ZM110 76L115 77V75H110ZM158 76H159V74H158ZM158 76H156L155 78H158ZM67 77H65V78H67ZM140 77H141V75H140ZM233 77H235V76H233ZM260 77H263V74ZM70 78L72 79V75ZM15 79H16V77H15ZM67 79H69V78H67ZM103 79L105 80V78H103ZM128 79H129V77H128ZM158 80L160 81V78ZM256 80H257V78H256ZM35 81H37V80H35ZM148 81H150V80H148ZM148 81L146 79L144 83H146ZM159 81H157V83ZM252 82L253 81H251V79H244L245 90H246L245 93H246V96L248 98L250 97V92L252 90L251 87L254 83V82L253 83ZM59 83H60L61 88L58 87ZM150 84H149L148 90L151 89ZM144 85L145 84L141 83V80H140V82L135 83L133 88H136V89H135V91H132L133 94L138 95L140 93L141 89L144 87ZM182 85L183 84H181V86ZM35 86H36V83H35ZM119 86H121V85H119ZM144 89L145 90L143 92L144 93L147 92L146 87ZM253 89H254V87H253ZM62 90H63V88H62ZM66 90H68V89H66ZM125 90H126V88H125ZM151 91L149 93H151ZM132 92L130 91V94H132ZM259 92H262V91H259ZM259 92H258V94H259ZM109 93H111V92L109 91ZM256 93H257V91L255 92V94ZM58 94L61 95L60 99H57V97H59ZM258 94H256L257 99L259 97ZM65 95H67V94H65ZM145 95L147 96V93ZM145 95L143 94V96H142L143 99H144ZM169 95H171V98L169 97ZM246 96H244V97H246ZM263 97H264V95H263ZM55 99H54V101L51 100L49 103L46 104L45 110H46L47 119H49L52 115L50 113V111L53 110L52 107L56 103ZM146 99L148 100V98H146ZM91 100H93V99H91ZM136 100H138V99H136ZM139 100L141 101L140 98H139ZM189 100H191V99H189ZM142 101H144V100H142ZM253 101L254 100H252V102ZM258 101H260V100H258ZM139 102H137V103H139ZM144 102L147 103L146 100ZM171 102H172V104H170ZM176 102H178L180 104L181 108L179 111L174 112L172 106L174 105V103L176 104ZM243 102H242V105H243ZM260 102H262V100ZM260 102H258V103H260ZM119 103H120V101H119ZM66 104H69V105H66ZM135 105H132L133 109L134 110L136 109V111L139 113L142 111V109L143 110L145 109L144 106L143 107H141V106L137 107L138 106L137 105L136 107H134ZM149 105H150V103H149ZM252 106L254 107L253 104H252ZM252 106L250 105L249 107L252 108ZM1 107H3V106H1ZM249 107H248V109H250ZM149 108H151V106ZM255 108L257 109L258 107H255ZM1 109L4 110V108H1ZM59 109L60 108L57 109L59 111L58 113L62 114ZM133 109H130V110H132V111H130V113H132V112L134 113ZM247 111H249V110H247ZM68 113L74 116L73 119L77 120L79 125H80V129H83L82 127L84 125H82V123L84 122V120H83L84 118H81L79 114L77 115L76 114L77 111L73 112V109H68ZM246 113H248V112H246ZM254 113L255 112H253V114ZM248 114H250V113H248ZM256 116H257V114L255 113L254 117H256ZM132 117H134V116H132ZM245 117L250 118L249 116H245ZM114 118H115V116H114ZM139 118L140 117H138V119ZM132 119H129V120H132ZM151 119H152V117H151ZM256 119H254V120H256ZM93 120L94 119H92V123H93ZM51 121L49 120L48 124H51ZM85 121H87V120H85ZM94 121L96 122V120H94ZM55 122H56V119H55ZM134 122H135V120H134ZM257 122H259V121H257ZM129 124L130 123H128V125ZM1 125H3V124H1ZM4 125H5V123H4ZM13 125H14L16 130L20 129L18 119H13ZM131 125H134V124L132 123ZM245 125H243V126H245ZM87 126H89V125H87ZM230 126H231V124H230ZM126 127H124V128H126ZM158 127H161V129L158 130L157 129ZM217 127H218V125H217ZM123 129H122V131H123ZM212 129L213 128H211V130ZM35 130H38V129H35ZM127 131H128V129H127ZM233 131H232V133H230V132L229 133L231 135L235 134V131L234 132ZM135 133L137 136H135ZM183 134H186V136H183ZM224 135L226 137L228 135V133L223 134V136ZM152 136L157 137V141L159 143V148H158V154L157 155L155 154L150 159L149 158L150 155L148 154V152L150 151V150L148 151V147H150V146H147V144H148L147 140H149V138ZM65 137H64V139H65ZM232 137L233 136H231L230 139L227 138L229 143H230V140ZM220 139L218 140V142L220 141ZM136 140H138V142H142V144H139L140 146L139 145L136 146L135 145ZM222 140H224V138ZM225 140H226V138H225ZM103 141H104V139H103ZM228 141H227V143H228ZM76 142H77V144L79 143V141H76ZM154 143H156L155 140H154ZM219 143L222 144V142H219ZM152 144H153V141H152ZM152 144H150V145H152ZM228 144H227V146H228ZM153 145H155V144H153ZM113 147H111V148H113ZM137 147L140 148L141 150L138 151ZM214 149H217V150H214ZM223 149H225V146L221 147L220 150L224 152ZM86 150L90 151L89 152L90 155L84 154V152ZM116 152H117V150H116ZM151 153L152 152H150V154ZM218 155L219 154H217V157H218ZM130 156H128V157H130ZM259 156H260V158H258ZM211 158H212V160H211ZM214 159H216V160H214V162L217 164L216 161L218 159L216 157ZM259 163L262 164L261 162H259ZM234 164L231 166H234V168H236ZM217 166H218V164L214 165L213 167L215 168ZM205 171L207 174L205 173ZM132 172H134L133 175L131 174ZM224 172L227 175V178L229 177L226 185L224 184V181L226 178V175L224 174ZM210 173L212 174V172H210ZM236 181L238 182V184H235ZM218 194H217V196H218ZM229 194H228V196H229ZM214 195L216 196V194H214ZM225 196H224V198H225ZM212 197H213V195L211 196V200L213 199ZM220 197H222V196H220ZM229 197H228V199H229ZM190 198H192V202H189ZM226 198L224 200H226V202H228V200ZM232 199H230V200L233 201ZM230 200H229V203L231 204ZM212 201H210V202L212 203ZM209 205H211V204H209ZM77 206L79 207V205H77ZM214 206H216V205H214ZM203 207L205 208L204 205H203ZM233 207H234V209L236 207H239L240 211H239V209L234 210ZM75 208L77 209V207H75ZM194 208H193V210H194ZM209 208H210V206H209ZM209 208H206V209L209 210ZM200 209H199V212H200ZM206 209H203V211ZM215 209H216V207H215ZM216 210L218 211V209H216ZM216 210H214L213 212H215ZM217 211H216V214H217ZM234 211H238V212H236L237 214L233 213ZM73 212L75 213L76 210H74V211L72 210L73 215H69L70 218H72V216H74ZM193 212H195V211H193ZM216 214L214 213V215H216ZM251 214H252L251 215V219H252V217H255L253 215L255 213L251 212ZM239 215L241 216V212ZM247 217H250V213H249V216H247ZM237 218H238V220H237ZM57 219H56L55 223L58 222ZM243 220H245V219H243ZM259 221L260 222L263 221V218ZM263 222L261 223V225L264 224ZM220 223L223 224V225L221 224V227H222V229H224V234L222 236L217 235L218 233H220V229L218 227L220 225ZM259 224L260 223H258V225ZM260 227H262V226H260ZM263 228H264V226H263ZM263 228L261 230H264ZM260 233H262V231ZM254 234L257 237H255Z\"/></svg>", "mask_w": 264, "mask_h": 264}, {"label": "snow or ice", "instance_id": "obj_3", "mask_svg": "<svg viewBox=\"0 0 264 264\" xmlns=\"http://www.w3.org/2000/svg\"><path fill=\"white\" fill-rule=\"evenodd\" d=\"M261 57L262 60H264V48H262ZM262 146H264V141H262ZM0 264H5V262L0 261ZM6 264H15V262L9 259ZM33 264H45V262L35 261ZM85 264H145V262L119 258V249L117 248L114 250L113 254L94 261H87Z\"/></svg>", "mask_w": 264, "mask_h": 264}]
</instances>
